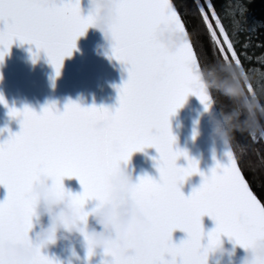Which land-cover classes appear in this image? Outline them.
<instances>
[{
  "label": "snow or ice",
  "instance_id": "6c2138e0",
  "mask_svg": "<svg viewBox=\"0 0 264 264\" xmlns=\"http://www.w3.org/2000/svg\"><path fill=\"white\" fill-rule=\"evenodd\" d=\"M250 2L225 3L223 12L212 0L206 5L197 4L207 36L205 44L199 31L188 30L173 0H120L110 58L126 66L128 78L117 86L119 106L114 109L84 107L70 100L63 111L55 103H49L41 112L27 105L21 110L9 106L0 93V103L21 124L19 132L0 129V134L9 133L6 140L0 141V185L7 188V198L0 201V241H25L35 210L31 188L41 174L56 178L60 192L80 207L81 219L87 222V203L105 201L110 176L121 163L130 162L134 153L148 148L159 153L153 159L160 178L141 176L136 196L156 225L148 237L151 253L138 259L106 250L104 255L111 259L105 264H205L201 251L205 237L209 245H214L227 236L244 248L264 240V200L250 186L235 151L227 150L228 163L217 160L205 173L197 159L176 146L177 137L171 127V117L190 95L197 96L206 110L211 106L212 98L197 72L204 64H213L209 62V51L216 62L231 61L246 73L264 74V41H252ZM94 24L93 14H83L81 0H55L48 7L38 0H0V65L19 41L35 46L34 63L39 53L45 52L58 77L64 59L76 49L78 38ZM165 24L187 37L178 51H168L155 38ZM255 48L260 52L253 51ZM262 83H252L250 94H259ZM224 100L232 110V102ZM101 115H110L114 126L104 137H97L91 124ZM113 137L123 144L119 153L111 150ZM251 138L264 143V130L252 132ZM181 157L188 161L187 166L177 163ZM194 174L203 177L202 183L185 195L182 185ZM66 177L78 178L83 191L73 193L65 188ZM205 216L216 224L207 234L202 220ZM177 229L187 233L179 243L173 239ZM85 239L90 262L95 251L86 232ZM0 264H7L2 255ZM35 264L61 261L42 251Z\"/></svg>",
  "mask_w": 264,
  "mask_h": 264
},
{
  "label": "water",
  "instance_id": "95a60500",
  "mask_svg": "<svg viewBox=\"0 0 264 264\" xmlns=\"http://www.w3.org/2000/svg\"><path fill=\"white\" fill-rule=\"evenodd\" d=\"M81 7L83 14L88 15L89 0H81ZM76 43L77 47L73 50V54L64 59L63 68L58 77L55 76V69L49 63L45 52L41 51L39 59L34 63L32 52L36 51L35 46L27 43L21 44L19 41L14 43L11 46L10 54L0 65V73L3 75V79L0 80V93L4 95L8 105L21 110L27 105L36 112H41L49 103H55L57 108L63 111L70 100L76 101L84 107L93 105L111 109L118 107L117 86L122 85L128 78L126 66L115 58L97 53L98 46L104 44L105 40L102 33L94 27H90L84 35L78 38ZM197 72L201 83L211 97L201 67L197 69ZM213 119H221L213 100H211V106L206 110L195 95H190L184 106L171 117L172 131L177 137L176 146L186 150L191 157L197 159L201 171L205 173L210 172L217 160L224 164L228 163L226 146L223 142H214L212 139ZM6 127L12 132H19L21 124L18 118H12L9 115V108L0 103V129ZM194 130L199 131V135L195 139H193ZM8 135L7 131L0 134V141L6 140ZM158 156L159 153L155 148L134 153L128 166L130 170H134V178L139 179L148 174L158 180L160 174L156 167V161L153 159ZM177 163L187 166L188 161L181 157ZM202 180L201 175H192L182 185V191L185 195H190L194 188L200 186ZM64 184L73 193L83 191V186L76 177H66ZM6 198L7 188L0 185V201ZM96 203L98 201L90 200L86 208L90 210ZM43 219L45 222L48 221L47 217ZM202 220L206 234L215 228V221L211 217L205 216ZM90 223H95L91 217ZM32 234L34 235V232ZM186 238L187 233L182 230L177 229L173 233L176 243ZM222 238L227 246H232L227 236ZM204 242H207V237ZM236 248L237 255L234 257V261L235 264H240L246 251L240 245H236ZM76 250L80 257L79 260L70 257V253L64 250L63 244L46 249L45 253L57 258L61 264H67L69 258L73 259L75 264H100L102 258L111 259L105 257L102 250H97L89 262L86 242L78 243Z\"/></svg>",
  "mask_w": 264,
  "mask_h": 264
},
{
  "label": "clouds",
  "instance_id": "9594fccd",
  "mask_svg": "<svg viewBox=\"0 0 264 264\" xmlns=\"http://www.w3.org/2000/svg\"><path fill=\"white\" fill-rule=\"evenodd\" d=\"M38 2L48 7L55 3V0ZM119 8L120 0H89L88 14L95 16L93 27L102 33L105 40L104 44L98 46L99 55L111 56L113 28L119 18ZM155 38L170 52L178 51L187 39L183 32L168 24L158 29ZM113 126L114 119L110 115H101L91 124L92 131L97 137H104ZM240 130L246 129L237 125L235 118L229 115L212 121L213 141L223 142L227 150H234L235 133ZM198 135L199 131L194 130L193 139ZM110 147L115 153L123 150L121 140L116 137L112 138ZM129 165L130 162L121 163L110 176L108 198L88 209L90 214L87 222L81 219L80 207L60 192L56 178L49 173L41 174L31 188L35 202L31 230L24 242L0 241V255L7 264H35L37 256L42 251L63 244L70 257L79 260L76 246L80 242H86L88 246L86 232L95 253L97 250H102L103 253L112 250L123 258L133 256L142 259L149 256L152 243L148 237L156 225L153 216L136 196L138 179L134 178V170H130ZM44 217L48 218L47 222ZM90 217L94 224L90 223ZM229 240L232 243L231 247L227 246L222 237L214 245L202 241L201 251L205 264H235L236 245L239 244ZM244 249L246 255L240 264H264V240ZM105 260L107 259L102 258L100 264H105ZM67 264H75V261L69 258Z\"/></svg>",
  "mask_w": 264,
  "mask_h": 264
},
{
  "label": "trees",
  "instance_id": "16d2710c",
  "mask_svg": "<svg viewBox=\"0 0 264 264\" xmlns=\"http://www.w3.org/2000/svg\"><path fill=\"white\" fill-rule=\"evenodd\" d=\"M178 10L187 21L186 27L190 32L199 31L205 44L207 36L204 25L197 11V4H207L209 0H173ZM218 10L223 12L225 3L236 0H212ZM249 24L254 27L251 33L253 43L264 41V0H251L249 4ZM253 51L259 53L260 49ZM209 62L201 67L204 79L221 119L225 115L235 118L237 125L246 130L236 131L234 151L238 163L242 166L246 179L258 198L264 200V143L251 138V133H260L264 129V83L260 93L250 94L252 83L264 81V74L260 72L246 73L245 69L231 61H215L209 51ZM211 85V86H210ZM232 102L231 105L227 100Z\"/></svg>",
  "mask_w": 264,
  "mask_h": 264
}]
</instances>
